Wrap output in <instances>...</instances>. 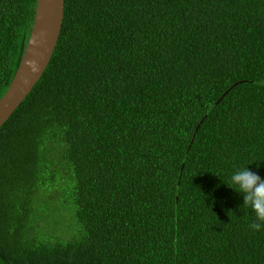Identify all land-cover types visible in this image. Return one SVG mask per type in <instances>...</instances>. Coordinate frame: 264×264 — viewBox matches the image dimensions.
<instances>
[{
  "label": "trees",
  "instance_id": "16d2710c",
  "mask_svg": "<svg viewBox=\"0 0 264 264\" xmlns=\"http://www.w3.org/2000/svg\"><path fill=\"white\" fill-rule=\"evenodd\" d=\"M35 9L0 0V98ZM246 166L264 178V0H64L0 126V264H264L226 183ZM60 196L70 237L31 236Z\"/></svg>",
  "mask_w": 264,
  "mask_h": 264
},
{
  "label": "water",
  "instance_id": "95a60500",
  "mask_svg": "<svg viewBox=\"0 0 264 264\" xmlns=\"http://www.w3.org/2000/svg\"><path fill=\"white\" fill-rule=\"evenodd\" d=\"M64 0H36L33 24L19 66L0 98V126L44 72L55 49L63 19Z\"/></svg>",
  "mask_w": 264,
  "mask_h": 264
},
{
  "label": "clouds",
  "instance_id": "9594fccd",
  "mask_svg": "<svg viewBox=\"0 0 264 264\" xmlns=\"http://www.w3.org/2000/svg\"><path fill=\"white\" fill-rule=\"evenodd\" d=\"M230 187L243 193V207L251 208L255 220L249 225L253 231L264 228V178L246 166L236 171L226 182Z\"/></svg>",
  "mask_w": 264,
  "mask_h": 264
},
{
  "label": "rangeland",
  "instance_id": "374dc122",
  "mask_svg": "<svg viewBox=\"0 0 264 264\" xmlns=\"http://www.w3.org/2000/svg\"><path fill=\"white\" fill-rule=\"evenodd\" d=\"M63 198L64 197L60 196L50 200L51 205L57 204V207L50 210L47 219H39L37 221V225L29 232L31 236H38L41 238H50L52 236L63 238L70 237L72 229L74 228V218L73 215L68 212L69 204H67L68 207H62L61 202ZM56 210H58V212L54 213Z\"/></svg>",
  "mask_w": 264,
  "mask_h": 264
}]
</instances>
